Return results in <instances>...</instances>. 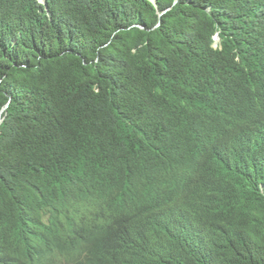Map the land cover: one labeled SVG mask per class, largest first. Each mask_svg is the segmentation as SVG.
Returning <instances> with one entry per match:
<instances>
[{
	"label": "trees",
	"instance_id": "1",
	"mask_svg": "<svg viewBox=\"0 0 264 264\" xmlns=\"http://www.w3.org/2000/svg\"><path fill=\"white\" fill-rule=\"evenodd\" d=\"M0 115V264H264V0H0Z\"/></svg>",
	"mask_w": 264,
	"mask_h": 264
},
{
	"label": "clouds",
	"instance_id": "2",
	"mask_svg": "<svg viewBox=\"0 0 264 264\" xmlns=\"http://www.w3.org/2000/svg\"><path fill=\"white\" fill-rule=\"evenodd\" d=\"M217 37H219V35H218V36H216V38H215V39H216V41H217V42H219V41H220V37H219V38H217Z\"/></svg>",
	"mask_w": 264,
	"mask_h": 264
},
{
	"label": "water",
	"instance_id": "3",
	"mask_svg": "<svg viewBox=\"0 0 264 264\" xmlns=\"http://www.w3.org/2000/svg\"><path fill=\"white\" fill-rule=\"evenodd\" d=\"M217 38H219V37H217ZM1 122H2V117H1V115H0V124H1Z\"/></svg>",
	"mask_w": 264,
	"mask_h": 264
}]
</instances>
